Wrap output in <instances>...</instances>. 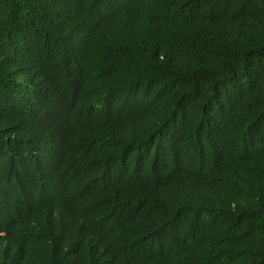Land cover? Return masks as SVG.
Returning <instances> with one entry per match:
<instances>
[{"label":"trees","instance_id":"trees-1","mask_svg":"<svg viewBox=\"0 0 264 264\" xmlns=\"http://www.w3.org/2000/svg\"><path fill=\"white\" fill-rule=\"evenodd\" d=\"M0 264H264V0H0Z\"/></svg>","mask_w":264,"mask_h":264}]
</instances>
